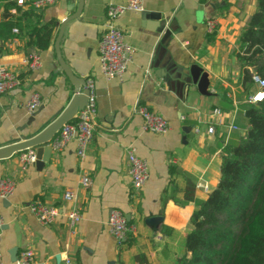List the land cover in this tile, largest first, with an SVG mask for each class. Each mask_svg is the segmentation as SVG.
I'll return each mask as SVG.
<instances>
[{"label":"crops","instance_id":"crops-1","mask_svg":"<svg viewBox=\"0 0 264 264\" xmlns=\"http://www.w3.org/2000/svg\"><path fill=\"white\" fill-rule=\"evenodd\" d=\"M77 2L58 0L35 10L36 18L24 15L31 8L0 0V65L14 71L21 82L0 97V148L33 137L77 99L54 51L59 25L77 11ZM109 2L84 0L81 14L66 24L59 44L72 73L95 83V127L86 158L79 161L76 145L70 142L53 151L49 163L40 168L34 163L23 169L19 153L0 160V176L16 182L13 195L0 200L2 264H15L10 258L13 250L17 257L31 250L38 264H61L66 254L78 264H138L137 256L144 264H176L178 258L190 255L184 240L196 210L193 203L181 206L172 200L182 199L184 174L196 180L195 199L205 201L218 185L223 147L249 128L243 107L257 86L248 94L244 91L237 55L257 0H143L141 12L127 11L116 19L134 54L121 80L106 81L98 71V43ZM154 13L160 21L143 16ZM208 20L215 22L213 33L207 31ZM162 21L166 25L160 32ZM48 22L53 23L51 46L40 51L30 44V35L35 25ZM31 55L42 63L36 71L20 64ZM193 64L207 74V95L186 87ZM33 91L39 93L41 104L35 121L22 130L31 116L24 105ZM137 105L164 117L168 134L145 132ZM214 109L221 111L223 124L208 134ZM231 125L238 130H230ZM131 147L149 165V179L139 191L131 188L127 173L126 149ZM82 176L90 179L86 188L80 184ZM66 191L73 192L82 218L74 236L68 233L64 215ZM35 200L60 209L56 222L43 226L37 221L29 210ZM112 210L135 226L132 247L120 245L128 237L117 241L109 233Z\"/></svg>","mask_w":264,"mask_h":264},{"label":"trees","instance_id":"trees-1","mask_svg":"<svg viewBox=\"0 0 264 264\" xmlns=\"http://www.w3.org/2000/svg\"><path fill=\"white\" fill-rule=\"evenodd\" d=\"M24 15L39 17L34 9ZM52 30V22L38 23L30 44L37 50H48ZM240 45L237 58L248 94L255 85L253 76L264 79V0H257ZM243 115L249 128L243 137L223 147L220 179L207 199H195L196 180L188 174H184L182 199L172 198L181 206H196L190 217L192 229L184 240L190 255L178 258L176 264H264V100L244 105ZM133 244L131 237L120 243L128 248ZM136 261L144 264L139 256Z\"/></svg>","mask_w":264,"mask_h":264},{"label":"built area","instance_id":"built-area-1","mask_svg":"<svg viewBox=\"0 0 264 264\" xmlns=\"http://www.w3.org/2000/svg\"><path fill=\"white\" fill-rule=\"evenodd\" d=\"M19 7H29L34 10L45 9L55 5L58 0H14ZM217 3H223L225 0H215ZM143 10V0H110L106 8V21L98 43V71L106 81L114 79L121 80L132 62L134 48L127 44L124 39V33L115 25L116 19L127 11L141 12ZM215 22L208 20L206 28L208 33L215 30ZM16 32V30H14ZM29 70L36 71L41 68L40 57L31 55L20 63ZM254 84L257 90L249 96L247 104H256L264 100V79L253 76ZM21 85L18 75L6 66L0 65V97L18 88ZM86 89L89 92L85 107L78 111L76 116L68 123L64 124L57 135L50 143L53 151L58 152L64 147L74 142L76 145L75 155L79 161L86 158L88 147L93 138L95 127L96 98L95 83L93 78L86 79ZM41 104V98L38 92L33 91L24 109L26 114L33 115ZM136 114L142 119V128L145 132L155 135L165 136L170 130L167 120L160 114L137 105ZM212 118L207 125V133L212 134L215 126H222L223 115L219 109L210 112ZM230 130H238L236 126L231 125ZM197 132L198 129L196 128ZM19 162L23 169L36 161L35 150L28 149L19 153ZM127 173L131 181V188L139 191L149 179V165L146 160L140 158L134 148H127ZM80 184L84 188L90 185L88 177H81ZM16 182L8 176H0V200H7L15 191ZM63 201L66 206L65 218L68 233L71 236L76 234L77 226L81 221L79 208L75 206V196L73 192L66 191L63 195ZM30 212L37 221L43 226H50L61 214L59 208L48 205L45 202L35 200L29 205ZM2 227L3 221L0 216V264H2ZM109 233L117 240L121 241L127 237H133L135 226L129 224L124 215L117 210H112L107 221ZM15 264H38L31 250L23 251L16 258ZM61 264H78L71 255H64Z\"/></svg>","mask_w":264,"mask_h":264},{"label":"water","instance_id":"water-1","mask_svg":"<svg viewBox=\"0 0 264 264\" xmlns=\"http://www.w3.org/2000/svg\"><path fill=\"white\" fill-rule=\"evenodd\" d=\"M73 5L70 4L67 7V11L69 12L72 9ZM84 7V0H78L77 2V11L69 16H65V18L61 21L58 29L57 36L54 41V51L56 55V59L59 65L60 71L66 76L68 81L71 83V85L74 88V93L77 96V99H73L69 105L62 111V113L50 124H48L42 131L35 134L33 137H30L28 139H24L22 141H17L12 144L6 145L4 147L0 148V160H6L11 158L17 153L26 151L28 149L35 150V166L37 168L43 167L45 164L49 163L51 154L53 152L50 143L54 139V137L57 135L61 127L70 122L78 113L79 110H81L83 107H85L88 99L89 92L86 89V81L84 79H80L76 77L70 68L65 64L61 53H60V40L64 33V28L66 24L81 14ZM146 17H151V19L160 21V15L158 13H154L153 15H143ZM166 25L165 21H162L160 26L162 27L160 29V32H163L164 27ZM165 34L169 33V30L164 31ZM188 79L190 82L187 83L186 87L194 86L198 93L201 95H207L206 92L209 82L207 79V74L202 71V68L199 67L196 64H193L190 66L188 71ZM82 89V92L80 90ZM35 115L33 114L28 118L27 125L22 128L27 129L29 128L32 123L35 121ZM5 203V201H4ZM128 219V216H126ZM125 241V239H123ZM16 251L10 252V258L13 262L16 261Z\"/></svg>","mask_w":264,"mask_h":264}]
</instances>
